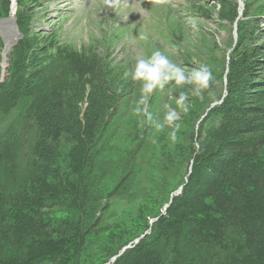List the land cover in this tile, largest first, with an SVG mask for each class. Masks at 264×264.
<instances>
[{"label":"trees","instance_id":"1","mask_svg":"<svg viewBox=\"0 0 264 264\" xmlns=\"http://www.w3.org/2000/svg\"><path fill=\"white\" fill-rule=\"evenodd\" d=\"M227 1L220 3L222 19L227 12L232 17L237 6L231 0L227 7ZM0 2V18L11 16L10 0ZM16 2L22 38L11 49L8 76L0 83V264L61 262L69 252L58 248L39 212L30 217L28 185L42 184L49 198L40 201H52L49 208L64 206V181L48 183L60 146H73L70 168L84 167L118 108L98 55L51 39L39 48L42 41L26 27L32 0ZM245 8L247 19L250 5ZM258 24L238 28L226 85L223 73L211 103L220 104L205 114L189 147L188 183L150 233L112 264H264V44L254 37L262 33ZM27 120L18 133L16 125ZM203 137L206 147L199 143ZM26 146L35 155L31 162ZM126 184L124 179L119 190ZM139 196L131 187L124 201Z\"/></svg>","mask_w":264,"mask_h":264},{"label":"rangeland","instance_id":"2","mask_svg":"<svg viewBox=\"0 0 264 264\" xmlns=\"http://www.w3.org/2000/svg\"><path fill=\"white\" fill-rule=\"evenodd\" d=\"M231 2L227 1V7ZM234 2L232 17L227 12L223 19L221 0L27 3L26 27L42 41L38 47L51 39L78 53L98 55L103 79L118 108L84 167L70 168L73 146L63 144L51 178L46 176L51 167L42 172L50 185L64 181L69 191L64 206L49 208L52 201L41 202L49 198L42 184L28 185L30 217L39 212L59 242L58 248L69 252L61 262L44 264L111 262L148 235L181 194V184L185 186L192 175L188 154L193 135L220 92L219 80L235 48L236 25L238 36V28L258 21L262 33L255 32L254 37L264 44V0ZM245 4L250 5L247 19ZM6 29L0 24V81L7 78L11 49L21 39L17 30L19 38L5 62ZM29 123L19 122L17 132ZM199 143L201 147L208 144L204 137ZM24 155L34 160L29 146ZM260 159L264 165V156ZM124 179L127 184L119 190ZM131 187L140 196L128 203L124 196Z\"/></svg>","mask_w":264,"mask_h":264},{"label":"bare ground","instance_id":"3","mask_svg":"<svg viewBox=\"0 0 264 264\" xmlns=\"http://www.w3.org/2000/svg\"><path fill=\"white\" fill-rule=\"evenodd\" d=\"M15 11H16V3L14 2L13 8H12V14L10 16V19L5 21L3 24L0 23L1 25H4L6 28H8V29H6V32L8 33V36H7V40H6V51H5V54H4V61L5 62H6V55L8 54L10 48L13 46L14 41L19 38L18 31H17L16 25H15ZM10 32H11V35H10V38H9ZM4 66L5 65H3V67Z\"/></svg>","mask_w":264,"mask_h":264},{"label":"water","instance_id":"4","mask_svg":"<svg viewBox=\"0 0 264 264\" xmlns=\"http://www.w3.org/2000/svg\"><path fill=\"white\" fill-rule=\"evenodd\" d=\"M215 105H213V106H211V107H214ZM210 110V109H209ZM167 209H168V207H166ZM138 240L137 241H135L134 242V244L133 245H136V244H138ZM132 247V245L131 246H128L127 248H125L117 257H115L110 263H108V264H112V263H114L115 261H116V259L117 258H119L121 255H123L128 249H130Z\"/></svg>","mask_w":264,"mask_h":264}]
</instances>
